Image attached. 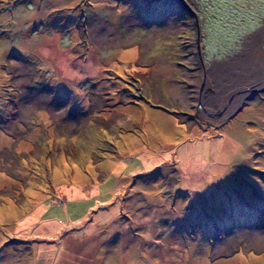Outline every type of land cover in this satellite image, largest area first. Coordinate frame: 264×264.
<instances>
[{
    "label": "rangeland",
    "instance_id": "rangeland-1",
    "mask_svg": "<svg viewBox=\"0 0 264 264\" xmlns=\"http://www.w3.org/2000/svg\"><path fill=\"white\" fill-rule=\"evenodd\" d=\"M0 117V264H264V0H0Z\"/></svg>",
    "mask_w": 264,
    "mask_h": 264
},
{
    "label": "crops",
    "instance_id": "crops-1",
    "mask_svg": "<svg viewBox=\"0 0 264 264\" xmlns=\"http://www.w3.org/2000/svg\"><path fill=\"white\" fill-rule=\"evenodd\" d=\"M167 87V86H166ZM166 87H165V90H166V92H167V89H166ZM174 89V88H173ZM157 92H159V97H161V95H162V89H160V90H158ZM190 92V91H189ZM125 93V92H124ZM161 94V95H160ZM190 94L191 95H193L194 93H192V92H190ZM153 95H154V97L156 98V99H158V100H162V98H159V97H157L154 93H153ZM195 95V94H194ZM175 97H178V98H180V95H177V96H175ZM178 101H180V100H178ZM190 101H191V103L193 102H195V98L194 99H191L190 98ZM174 102H176L175 100H174ZM187 102H189V98H187ZM189 104V103H188ZM187 104V105H188ZM201 104H202V101H201ZM5 116H7L8 114H4ZM15 115V114H14ZM50 115V114H49ZM4 118V117H3ZM2 117H0V122H1V120L3 119ZM126 118V117H125ZM127 119V118H126ZM128 120H126V122H127ZM1 130V129H0ZM2 131V130H1ZM4 132V131H3ZM4 133H6V132H4ZM16 133H19V134H21L20 132H18V129H17V131H16ZM7 135H11L10 133H6Z\"/></svg>",
    "mask_w": 264,
    "mask_h": 264
},
{
    "label": "snow or ice",
    "instance_id": "snow-or-ice-1",
    "mask_svg": "<svg viewBox=\"0 0 264 264\" xmlns=\"http://www.w3.org/2000/svg\"><path fill=\"white\" fill-rule=\"evenodd\" d=\"M53 103L58 107H65L68 104V101L63 98H56Z\"/></svg>",
    "mask_w": 264,
    "mask_h": 264
},
{
    "label": "water",
    "instance_id": "water-1",
    "mask_svg": "<svg viewBox=\"0 0 264 264\" xmlns=\"http://www.w3.org/2000/svg\"><path fill=\"white\" fill-rule=\"evenodd\" d=\"M198 51H199V49H198Z\"/></svg>",
    "mask_w": 264,
    "mask_h": 264
}]
</instances>
